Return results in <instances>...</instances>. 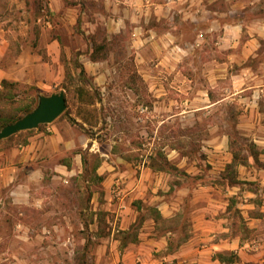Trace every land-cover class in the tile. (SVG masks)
Instances as JSON below:
<instances>
[{
	"label": "crops",
	"instance_id": "1",
	"mask_svg": "<svg viewBox=\"0 0 264 264\" xmlns=\"http://www.w3.org/2000/svg\"><path fill=\"white\" fill-rule=\"evenodd\" d=\"M50 1L58 6V0ZM98 6L102 10L89 9L85 18L103 21L108 42L131 29L137 72L154 109L172 110L158 119L160 126L190 122L197 113L200 119L214 114L220 121V110L224 114V107H231L236 129L250 138L254 151L243 155L246 162H235L230 135L214 130L215 140L205 142L206 157L196 167L172 150L177 153L174 161L162 165L153 160L143 168L124 162L110 175L109 163L94 164V141L58 118L27 131L26 142L0 147V227H9L14 238L24 239L37 229L45 232L41 219L33 221L27 211L46 216L48 208L57 206L55 213L49 212L58 214L53 228L64 232L71 228L70 220L93 219L100 208L108 212V221L118 220L121 235L103 242L122 245V264H264V240L244 242L234 217L228 216L231 201H264V0H101ZM186 26L195 29L193 42L186 40ZM11 43L0 30V89L4 80L40 89L58 84V70H46L47 64L40 63V44L30 47L32 59L26 60L16 58ZM45 48L57 60L62 46L55 38ZM112 56L102 62V70L85 69L96 76L100 89L116 73L109 63ZM138 87L134 85L136 91ZM134 94L140 104L141 97ZM174 106L182 112L174 113ZM150 115L158 118L153 111ZM115 179L124 191L121 204L111 203ZM96 181L106 187V202L94 189ZM78 185L86 188V199L75 195ZM9 206L19 212L11 213ZM248 208L255 209L253 204ZM249 210L241 216L255 232L264 223Z\"/></svg>",
	"mask_w": 264,
	"mask_h": 264
},
{
	"label": "rangeland",
	"instance_id": "2",
	"mask_svg": "<svg viewBox=\"0 0 264 264\" xmlns=\"http://www.w3.org/2000/svg\"><path fill=\"white\" fill-rule=\"evenodd\" d=\"M99 2L101 0H58V6H54L50 0H0V30L11 37L16 58L32 59L30 54L33 52L30 47L36 48L40 44L43 47L40 63L47 64L46 70H58V84L53 83L43 89L36 84L19 81L13 82L17 85L12 88H2L4 95L0 100V117L23 116L27 106L35 109L40 94L51 95L64 90L67 110L60 119L69 121L94 141V153H97L99 163H109L112 166L111 170H107L110 175L118 172L113 168L122 166L124 162L143 168L149 166L153 160L162 165L168 160L174 161L177 153L173 154L172 150L180 152L179 157H187L189 166L196 167L195 162L200 159L204 161L206 157L202 150L207 145L205 142L215 140L213 135L217 132H211L214 130L230 135L231 146L242 155H247V151H254L250 138L236 129L231 107L229 110L224 107V114L220 110V121L215 120L214 114L208 116L210 119H200L199 116L202 115L197 113L196 119L191 116L190 122L176 120L160 126L158 119L165 118L172 110L154 109L153 97L142 85L137 72L136 53L132 48L129 26V33L116 34L108 42L103 21L85 18L89 9L102 10L98 6ZM184 29L186 40L193 42L194 27L186 26ZM55 38L62 46L57 60L45 48ZM98 47H103V50ZM94 49L96 51L93 53ZM110 54L113 56L109 63L116 67V73L109 76L106 89H100L96 86L98 82L95 81L94 84L96 76L88 73L81 75V69H104L106 65L102 62ZM35 76L38 77L37 73L32 75ZM135 84L139 85L137 91L134 89ZM124 85L133 89L130 90ZM134 93L141 97L140 104L134 101ZM171 96L179 100L177 95ZM142 104L148 109L140 107ZM173 110L176 114L181 113L182 107L174 106ZM152 111L158 118H152ZM227 113L230 116H225ZM223 117L226 121H221ZM28 135L27 132L17 134L9 138L10 141L0 142V147L22 144ZM117 181H113L109 190L112 204H121L124 197L123 187ZM101 184L96 181L94 189L106 202V187ZM223 185L220 188L225 190ZM78 188L75 195H79L82 200L86 199L89 195L86 188L81 185ZM70 190L74 194L75 189L68 188ZM252 204L255 209L248 208ZM80 206L85 207L84 201H81ZM47 210L46 216H41L36 211H27L33 221L41 219L40 224L47 227L45 232L37 229L23 239L14 238L9 227H0L1 238L4 237V241H0V264H122V245H104L103 242L104 239L114 240L121 235L117 232L118 220L112 217L109 221L106 219L108 212L98 208V216L93 219L73 218L70 220L71 228L67 227L61 232L53 228L58 223V214L49 213H55L58 207L52 206ZM248 210L260 217L264 223V201L261 198H256L254 203L240 199L231 201L228 216L234 217L244 242L258 244L264 240V224L263 228L255 232L250 230L245 223L247 220L241 216ZM9 211L19 212L12 206H9ZM242 225L249 231L244 233Z\"/></svg>",
	"mask_w": 264,
	"mask_h": 264
},
{
	"label": "water",
	"instance_id": "3",
	"mask_svg": "<svg viewBox=\"0 0 264 264\" xmlns=\"http://www.w3.org/2000/svg\"><path fill=\"white\" fill-rule=\"evenodd\" d=\"M67 110L66 92L61 90L51 95L40 94L35 109L8 124L0 131V142L9 139L19 133L39 129L43 125H49L60 118Z\"/></svg>",
	"mask_w": 264,
	"mask_h": 264
},
{
	"label": "trees",
	"instance_id": "4",
	"mask_svg": "<svg viewBox=\"0 0 264 264\" xmlns=\"http://www.w3.org/2000/svg\"><path fill=\"white\" fill-rule=\"evenodd\" d=\"M99 48H100V50H103V49H102L103 47H98V49H99ZM95 51H96V50L94 49L93 53H94ZM86 74H87V73H86L85 69L82 68V69H81V75H86ZM15 85H17V83H13V82L5 81V80L2 82V88H3V90L6 89V88H12V87L15 86ZM3 90L0 89V100H2L3 95H4ZM33 109H34V108L27 106L26 109H25V111H24V115H26V114L32 112ZM24 115H23V116H24ZM23 116H20V117H19V116H18V117H0V131H1V129H2L3 127H5L6 125H8V124H12V123L16 122L18 119H20V118L23 117ZM41 127H42V126H41ZM28 132L30 133V132H32V131H28ZM19 134H22V133H19ZM15 136H17V135H15ZM6 141H10V139H8V140H6ZM25 142H26V141H25ZM232 145H233V144H232ZM231 147H232V149H233V146H231ZM233 153H234V161H235V162H237V161H240V162H246L247 157H245V156H243L241 153L235 151V149H233ZM97 158H98V157H97L96 155H94V157H93V161L95 162V163H94L95 165H98V164H99V161H98ZM152 160H153V158H152ZM231 176H232V175L230 174V178H231ZM241 220H242V219H241ZM241 224H242V223H241ZM242 228H243L244 233L249 231V229H248L245 225H242Z\"/></svg>",
	"mask_w": 264,
	"mask_h": 264
}]
</instances>
